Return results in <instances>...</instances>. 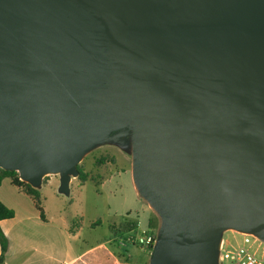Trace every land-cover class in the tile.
Returning <instances> with one entry per match:
<instances>
[{
  "label": "water",
  "instance_id": "1",
  "mask_svg": "<svg viewBox=\"0 0 264 264\" xmlns=\"http://www.w3.org/2000/svg\"><path fill=\"white\" fill-rule=\"evenodd\" d=\"M128 138L149 264L264 243V0H0V169L67 194Z\"/></svg>",
  "mask_w": 264,
  "mask_h": 264
},
{
  "label": "crops",
  "instance_id": "2",
  "mask_svg": "<svg viewBox=\"0 0 264 264\" xmlns=\"http://www.w3.org/2000/svg\"><path fill=\"white\" fill-rule=\"evenodd\" d=\"M111 175L112 173L102 181L105 182ZM75 180L77 179H71L70 183ZM131 182L135 189L132 176ZM0 201L14 211L13 218L0 222V228L8 241L3 264H149L150 262L151 255L148 250H143L135 244H121L124 236L132 232L113 234L112 227L127 220L108 223L104 237L88 242L86 233L94 226L98 228L100 221L96 225L95 221L89 222L86 226L83 223L72 225V218L49 213L43 205L40 212L33 200L8 180H4L0 185ZM138 208L134 211L135 218L131 217V210L127 211V217L137 223L134 232L147 230L153 234L157 220L152 210L147 203L146 206L140 204ZM133 247H137L138 252L133 251Z\"/></svg>",
  "mask_w": 264,
  "mask_h": 264
},
{
  "label": "rangeland",
  "instance_id": "3",
  "mask_svg": "<svg viewBox=\"0 0 264 264\" xmlns=\"http://www.w3.org/2000/svg\"><path fill=\"white\" fill-rule=\"evenodd\" d=\"M103 163H98L101 161ZM81 166L88 173V181L75 180L70 183L69 192H59V176L49 175L42 181L40 189L41 203L54 215L68 216L73 219V224L86 226L95 221L96 228L92 227L86 233L88 242L102 238L106 234L108 223L127 220V211L131 210V217L139 205L146 206V202L139 196L131 182V143L128 138L124 143H108L98 146L88 153L82 160ZM105 182L103 179L109 177ZM152 210V209H151ZM153 212V211H152ZM156 220L157 216L153 212ZM154 233H158L159 222L157 221ZM100 226V227H99ZM137 238L139 231L124 236L122 242L125 245L129 236ZM223 242H229L233 246L240 244L241 237L234 231H226L222 235ZM133 246V245H131ZM133 251L138 252L137 247ZM259 255L261 249H258Z\"/></svg>",
  "mask_w": 264,
  "mask_h": 264
},
{
  "label": "built area",
  "instance_id": "4",
  "mask_svg": "<svg viewBox=\"0 0 264 264\" xmlns=\"http://www.w3.org/2000/svg\"><path fill=\"white\" fill-rule=\"evenodd\" d=\"M241 237L240 244L233 246L229 242L221 241L218 250V264H264V243L255 236L244 233H236ZM128 243L135 244L143 250H148L150 255L156 243V236L150 231H139L137 238L131 236ZM125 245L124 242H121ZM261 249L259 255L258 249Z\"/></svg>",
  "mask_w": 264,
  "mask_h": 264
},
{
  "label": "trees",
  "instance_id": "5",
  "mask_svg": "<svg viewBox=\"0 0 264 264\" xmlns=\"http://www.w3.org/2000/svg\"><path fill=\"white\" fill-rule=\"evenodd\" d=\"M98 163H103L102 160L98 161ZM78 169V176L77 180L81 182H86L88 180V173L83 169L81 163L77 167ZM4 180H8L13 186H15L19 191L29 196L33 202L35 203L36 208L42 212V203H41V194L40 190L37 188H33L26 182L20 180L19 175L17 172H9L0 169V185ZM14 217V211L8 207H6L0 201V222L3 220H8ZM159 222V219L157 218ZM137 228V223L134 221H123L120 222L117 226L112 227V232L114 235L117 234H127L134 232ZM156 237L157 234L153 233ZM8 248V241L5 235L3 234L0 228V264L4 262V255Z\"/></svg>",
  "mask_w": 264,
  "mask_h": 264
}]
</instances>
